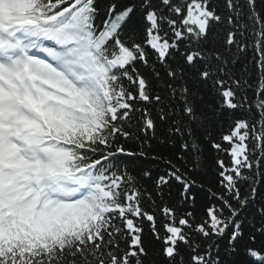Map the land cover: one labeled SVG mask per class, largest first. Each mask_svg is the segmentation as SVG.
<instances>
[{"label": "snow or ice", "instance_id": "obj_1", "mask_svg": "<svg viewBox=\"0 0 264 264\" xmlns=\"http://www.w3.org/2000/svg\"><path fill=\"white\" fill-rule=\"evenodd\" d=\"M223 2L0 0V264H264V0Z\"/></svg>", "mask_w": 264, "mask_h": 264}, {"label": "trees", "instance_id": "obj_2", "mask_svg": "<svg viewBox=\"0 0 264 264\" xmlns=\"http://www.w3.org/2000/svg\"><path fill=\"white\" fill-rule=\"evenodd\" d=\"M214 3H216L219 8L221 10H224V2L223 0H214ZM244 67V61L242 60L239 68L237 69V71H241ZM206 99L211 100L212 96L209 95L206 97ZM130 130L133 132V134L135 135L136 133V125L135 122L133 121L130 125H129ZM163 132V128L161 126H158L157 128V136L160 138V142L164 143V138L162 135ZM130 148L135 147L132 144L128 145ZM154 147H156L157 145L153 144ZM179 149V145L177 143H173V142H167L166 146L162 149L165 152L166 155H172L173 153H176ZM205 160L203 161L204 163H206L207 167H205V169L203 170V176H202V183L205 189H215V177H214V173L213 170L211 169V165L213 162V157L215 155V153L207 148H205ZM132 167L134 169H139L140 167H142V165L140 164L139 161L135 162ZM172 198H175V190H173L172 192ZM208 199H210L209 197H207L204 193V191H200L197 194V201H196V205L194 208V211L196 213V215L199 217L201 215H203ZM144 243H145V247L149 253V258L150 259H154L156 258L157 254H158V249L160 247L159 243L157 241H155L154 239L151 238V236L146 232L144 237ZM157 264H162V261L157 260Z\"/></svg>", "mask_w": 264, "mask_h": 264}]
</instances>
